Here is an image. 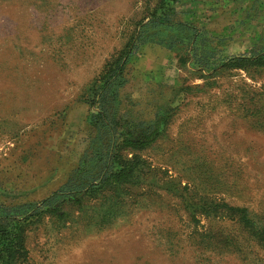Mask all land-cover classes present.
Returning a JSON list of instances; mask_svg holds the SVG:
<instances>
[{
	"label": "rangeland",
	"instance_id": "1",
	"mask_svg": "<svg viewBox=\"0 0 264 264\" xmlns=\"http://www.w3.org/2000/svg\"><path fill=\"white\" fill-rule=\"evenodd\" d=\"M0 264H264V0H0Z\"/></svg>",
	"mask_w": 264,
	"mask_h": 264
},
{
	"label": "crops",
	"instance_id": "2",
	"mask_svg": "<svg viewBox=\"0 0 264 264\" xmlns=\"http://www.w3.org/2000/svg\"><path fill=\"white\" fill-rule=\"evenodd\" d=\"M258 0H251L252 4L256 3ZM238 6V5H236ZM235 6V7H236ZM255 6V5H254ZM251 5V7H249V5H246L244 6V9L242 10L241 8H238L237 9H224L226 11L229 10V13L232 14L233 13H236V12H241L242 14H245V18L246 20H250V16L254 15L253 12L255 11L256 7H254ZM197 7L195 6V10H199V9H196ZM253 9V10H252ZM258 9V8H257ZM235 10V11H234ZM221 12H224V11H221ZM257 12H259V10H257ZM220 15V14H219ZM233 15V14H232ZM218 19H212L211 21H214V22H217ZM159 48H161V46L159 45H156V44H148V45H144L142 48H141V60L138 61L139 65H142L146 67V70H141V69H138L140 71H142L143 73H152L153 71H158L160 69V63H159V60L157 58H152L151 57V54H149V51H160ZM148 51V52H147Z\"/></svg>",
	"mask_w": 264,
	"mask_h": 264
},
{
	"label": "trees",
	"instance_id": "3",
	"mask_svg": "<svg viewBox=\"0 0 264 264\" xmlns=\"http://www.w3.org/2000/svg\"><path fill=\"white\" fill-rule=\"evenodd\" d=\"M157 44L162 45V46L166 47V48L169 49V50L172 49V45H169V46H168V45L163 44V43H161V42H159V43L157 42ZM67 190H69V185H68V184H67L66 186L62 187L61 192H64V191H67ZM55 197H56V196H54V197H52V198L46 200L43 204H44V205H50V203H52V201H53V199H55Z\"/></svg>",
	"mask_w": 264,
	"mask_h": 264
}]
</instances>
